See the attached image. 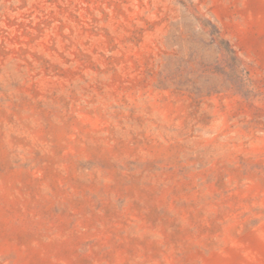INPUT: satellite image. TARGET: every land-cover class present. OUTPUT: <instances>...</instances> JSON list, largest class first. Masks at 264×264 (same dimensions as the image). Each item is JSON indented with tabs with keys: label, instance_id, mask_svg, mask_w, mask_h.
Wrapping results in <instances>:
<instances>
[{
	"label": "rangeland",
	"instance_id": "1",
	"mask_svg": "<svg viewBox=\"0 0 264 264\" xmlns=\"http://www.w3.org/2000/svg\"><path fill=\"white\" fill-rule=\"evenodd\" d=\"M0 264H264V0H0Z\"/></svg>",
	"mask_w": 264,
	"mask_h": 264
},
{
	"label": "trees",
	"instance_id": "2",
	"mask_svg": "<svg viewBox=\"0 0 264 264\" xmlns=\"http://www.w3.org/2000/svg\"><path fill=\"white\" fill-rule=\"evenodd\" d=\"M235 58H236V57H234V56H233V57H231V59H232V60H234Z\"/></svg>",
	"mask_w": 264,
	"mask_h": 264
}]
</instances>
